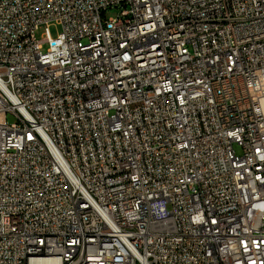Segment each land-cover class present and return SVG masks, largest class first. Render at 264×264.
<instances>
[{
    "label": "built area",
    "instance_id": "2783aa9c",
    "mask_svg": "<svg viewBox=\"0 0 264 264\" xmlns=\"http://www.w3.org/2000/svg\"><path fill=\"white\" fill-rule=\"evenodd\" d=\"M0 264H264V0H0Z\"/></svg>",
    "mask_w": 264,
    "mask_h": 264
},
{
    "label": "bare ground",
    "instance_id": "6f19581e",
    "mask_svg": "<svg viewBox=\"0 0 264 264\" xmlns=\"http://www.w3.org/2000/svg\"><path fill=\"white\" fill-rule=\"evenodd\" d=\"M123 37H130V27H123ZM150 61H157V53H150ZM159 62H168V53H160ZM78 206L93 208V201H89V197H79Z\"/></svg>",
    "mask_w": 264,
    "mask_h": 264
},
{
    "label": "rangeland",
    "instance_id": "374dc122",
    "mask_svg": "<svg viewBox=\"0 0 264 264\" xmlns=\"http://www.w3.org/2000/svg\"><path fill=\"white\" fill-rule=\"evenodd\" d=\"M119 12H120V11H119V8L109 9V10L106 12V16H107V17H109V16H114V15H116V14L119 13ZM59 30H60V27L57 26V25H53V26L50 27V32H51V35H52L53 37H56V36H57V33L59 32ZM43 32H44V29H41L40 31H38V32H37V37L40 38V37L42 36ZM46 47H47V46L45 45V48H46ZM8 120H9V121H12V120H13V118H12L11 115H8ZM236 149H237V151L239 152V149H238V148H236Z\"/></svg>",
    "mask_w": 264,
    "mask_h": 264
}]
</instances>
